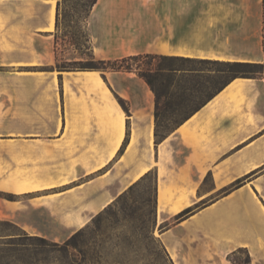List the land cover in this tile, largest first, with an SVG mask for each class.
Here are the masks:
<instances>
[{
    "label": "crops",
    "instance_id": "0c3cea01",
    "mask_svg": "<svg viewBox=\"0 0 264 264\" xmlns=\"http://www.w3.org/2000/svg\"><path fill=\"white\" fill-rule=\"evenodd\" d=\"M54 24L50 0H0V120L22 124L0 132L21 136L0 138V190L47 197L0 199V218L31 232L43 213L70 233L153 168L173 264H234L240 247L264 264V76L232 79L155 144L154 95L135 73L107 74L128 112L96 70L62 73L59 88ZM87 29L98 59L264 61L263 0H96Z\"/></svg>",
    "mask_w": 264,
    "mask_h": 264
},
{
    "label": "rangeland",
    "instance_id": "374dc122",
    "mask_svg": "<svg viewBox=\"0 0 264 264\" xmlns=\"http://www.w3.org/2000/svg\"><path fill=\"white\" fill-rule=\"evenodd\" d=\"M50 1L55 3V15L58 5L59 17L53 30L54 62L46 69L57 72L60 88L62 73L84 71L70 70L68 67L84 65L92 57L98 58L93 54L87 29L90 0ZM129 63L133 67L131 71L116 69L114 68L117 67L116 64H108L104 69L96 70L115 94L123 112H128V102L115 92L107 79V74L133 72L142 79L138 71L147 66L154 67L157 59L152 55H143L135 61L130 60ZM174 65L181 66L180 63ZM196 67L210 68L207 70L211 71L216 68L212 64L205 66L196 64ZM76 90L80 91L79 87L74 88L75 97ZM21 127L20 120H0V132ZM0 138L4 141L7 138L21 136L0 134ZM123 148L117 154L123 152ZM150 169V176L134 186L124 199L115 201L133 182L127 186L123 182L119 194L93 214L85 224L70 233L59 231L56 224L45 218L46 216L42 217L43 213L38 214L40 220L38 219L35 224L37 230L31 232L24 230L12 220L0 218V264H173L158 239L159 231L173 219L159 223L154 196L155 171L153 168ZM0 191L11 194L7 196L10 198L0 196V199H21L25 203L37 204L40 201L43 203L47 198L45 196L37 198V194L33 192L19 197L11 192ZM110 203L112 204L107 206ZM37 236L45 238L48 243L38 240ZM67 240L69 241L66 242Z\"/></svg>",
    "mask_w": 264,
    "mask_h": 264
},
{
    "label": "trees",
    "instance_id": "16d2710c",
    "mask_svg": "<svg viewBox=\"0 0 264 264\" xmlns=\"http://www.w3.org/2000/svg\"><path fill=\"white\" fill-rule=\"evenodd\" d=\"M96 0H90L89 11ZM264 5V0H263ZM58 5L56 8L55 21L58 23ZM88 17V15H87ZM152 55L157 59L154 67L147 66L138 71L139 76L146 82L154 95V143L160 142L169 132H171L180 122L188 118L192 113L203 106L211 97L221 90L229 81L236 77H260L264 76V61H228L198 57L167 56L157 54ZM143 55H130L116 59H94L86 61L84 65H72L70 70H97L104 69L108 64H116V69L132 70L130 60L135 61ZM180 63V67L174 64ZM196 64L216 66L215 69L207 70L196 67ZM113 67V66H112ZM61 70V69H60ZM214 72V74H212ZM212 74V75H211ZM126 132L124 141L118 150L120 152L127 141ZM151 174V169L147 170L137 180L128 186L115 199L119 202L138 185L147 179ZM239 182V181H238ZM237 182V183H238ZM156 175L154 182L155 196ZM11 194L1 192V197L10 198ZM114 202V201H113ZM112 203L108 204L110 206ZM156 204V199H155ZM106 206V207H107ZM105 207V208H106ZM104 208V209H105ZM193 207H187L174 216L175 220H180L191 213ZM74 234L72 235V237ZM44 243H48L45 238L36 237ZM67 240L66 242H68ZM227 258L234 264H251L250 255L246 248L240 247L228 253ZM172 261V260H171Z\"/></svg>",
    "mask_w": 264,
    "mask_h": 264
}]
</instances>
